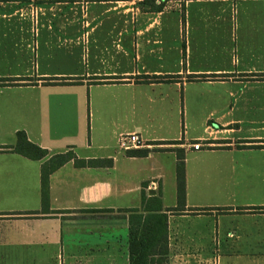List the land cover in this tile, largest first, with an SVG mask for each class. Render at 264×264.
Wrapping results in <instances>:
<instances>
[{
    "label": "crops",
    "instance_id": "0c3cea01",
    "mask_svg": "<svg viewBox=\"0 0 264 264\" xmlns=\"http://www.w3.org/2000/svg\"><path fill=\"white\" fill-rule=\"evenodd\" d=\"M0 80V146L48 151L0 150V264H129L139 214L165 216L158 264H264V0H0ZM69 149L112 164L60 166L44 212Z\"/></svg>",
    "mask_w": 264,
    "mask_h": 264
},
{
    "label": "trees",
    "instance_id": "16d2710c",
    "mask_svg": "<svg viewBox=\"0 0 264 264\" xmlns=\"http://www.w3.org/2000/svg\"><path fill=\"white\" fill-rule=\"evenodd\" d=\"M0 85L11 83V81L0 80ZM15 142L12 145L0 146V150L11 151L20 154L24 157L40 160L48 155V151L28 140L23 131L15 133ZM171 143H179L173 141ZM246 147H256L257 145H243ZM212 148V147H209ZM148 149H130L126 153L129 156H145ZM176 163H175V177H176V198L177 205L172 210H179L183 207L184 202V149L175 148ZM68 161H72L76 167H108L112 164L111 158H78L75 153L69 149L65 152L55 153L47 157L40 165V200L42 210L49 212V176L52 172ZM146 183H142L145 186ZM161 208L159 202L158 209ZM31 213V212H28ZM154 217L159 219V223L163 222L164 234L156 231L157 228L153 224ZM163 220V221H162ZM159 229V226H158ZM161 238L163 244H161ZM166 221L164 215H138V220L130 221L129 228V264H158L155 260V255L162 256L163 260L164 248L166 249Z\"/></svg>",
    "mask_w": 264,
    "mask_h": 264
},
{
    "label": "built area",
    "instance_id": "2783aa9c",
    "mask_svg": "<svg viewBox=\"0 0 264 264\" xmlns=\"http://www.w3.org/2000/svg\"><path fill=\"white\" fill-rule=\"evenodd\" d=\"M144 142L141 139V137L137 133H127V134H122L118 138V145L120 148L124 150H129L132 148H139L143 146ZM204 146L199 141H194L190 143V147L193 150H199Z\"/></svg>",
    "mask_w": 264,
    "mask_h": 264
}]
</instances>
